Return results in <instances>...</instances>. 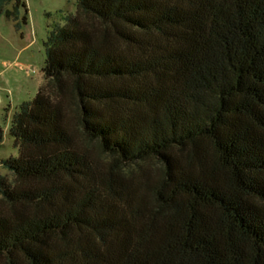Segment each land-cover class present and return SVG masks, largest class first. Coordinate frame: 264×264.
Listing matches in <instances>:
<instances>
[{"label":"trees","instance_id":"1","mask_svg":"<svg viewBox=\"0 0 264 264\" xmlns=\"http://www.w3.org/2000/svg\"><path fill=\"white\" fill-rule=\"evenodd\" d=\"M2 14L27 23L24 0ZM64 19L11 119L0 264H264V0H76Z\"/></svg>","mask_w":264,"mask_h":264},{"label":"rangeland","instance_id":"2","mask_svg":"<svg viewBox=\"0 0 264 264\" xmlns=\"http://www.w3.org/2000/svg\"><path fill=\"white\" fill-rule=\"evenodd\" d=\"M27 7V23L15 28L14 21L0 15V174L11 177L1 164L3 159L17 157L9 129L19 105L33 99L44 82L42 66L45 60L44 41L55 25H62L65 16L75 11L76 0H24ZM11 7L10 5L8 6ZM139 165L152 172L158 170L153 160ZM138 168L137 164L127 170Z\"/></svg>","mask_w":264,"mask_h":264}]
</instances>
